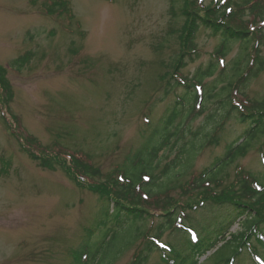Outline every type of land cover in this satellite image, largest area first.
Wrapping results in <instances>:
<instances>
[{
  "label": "rangeland",
  "instance_id": "rangeland-1",
  "mask_svg": "<svg viewBox=\"0 0 264 264\" xmlns=\"http://www.w3.org/2000/svg\"><path fill=\"white\" fill-rule=\"evenodd\" d=\"M217 1L221 0H202L204 5ZM182 5H176L174 15L170 0H0V264H74V254L88 239L95 249L105 236L109 240L120 230L100 224L97 194L78 185L61 165L48 168L34 160L13 135L14 127L21 137L31 136L42 146L83 151L87 157L79 159L101 171L96 179L164 139L167 131L163 136L154 128L183 94V87L166 90L186 31ZM195 42L197 51L185 57L180 71L189 79L216 60L212 55L221 36L202 28ZM241 43H231L230 53L219 61L225 64V74L242 53ZM260 53L264 59V44ZM21 57L23 63H16ZM243 93L245 100L264 101V69ZM187 108L181 110L184 118ZM217 108L219 102L207 104L189 125L190 132H198L196 141L214 125L210 114ZM188 129L174 150H165L160 170L193 138ZM244 132L243 125L227 121L181 181L223 158L228 146L242 142L238 138ZM58 157L71 160L61 153ZM240 171L264 175V136L228 167L224 177L230 182ZM173 195L179 197V187ZM204 218L201 210L191 214L195 222ZM160 221L151 217L142 225L153 233ZM241 229L235 224L231 232ZM174 240L170 231L162 237L170 245ZM144 241L145 235L138 237L114 264H131ZM160 258L154 251L149 264ZM252 263L248 255L241 258V264Z\"/></svg>",
  "mask_w": 264,
  "mask_h": 264
},
{
  "label": "trees",
  "instance_id": "trees-1",
  "mask_svg": "<svg viewBox=\"0 0 264 264\" xmlns=\"http://www.w3.org/2000/svg\"><path fill=\"white\" fill-rule=\"evenodd\" d=\"M187 1L170 0L174 15L176 5L183 3L181 15L186 20V31L182 47L174 57L175 75L166 84V90L183 87V94L178 96L170 114L154 128L156 134L167 131L166 135L163 133L164 139L150 143L145 151L136 152L124 165L102 179H96L101 176V171L92 166L89 168L79 159L87 157L83 151L63 147L55 150L51 146H39L38 150L39 143L35 138L29 136L24 140L13 132L23 149L42 166L61 165L78 185L97 194L103 216L100 224H111L120 229L109 240L105 236L103 244L95 249L88 239L83 249L74 254V264H114L125 249L144 235L146 241L135 252L131 264H149L150 255L156 250L161 253L156 264H203L201 258L211 251L206 258L210 264H241L245 255L253 259L254 264H264V260L262 263L255 260L256 256L264 259V175L240 171L230 182L224 177L228 167L248 151L255 140L264 136V101L245 100L246 95L242 94V89L264 69V59L260 57L264 44V0H221L209 5H204L202 0H189L188 6ZM191 2L193 7H190ZM202 28L220 35L221 44L212 55L216 60L198 68L189 79L180 71L186 65L185 57L197 51L195 41ZM235 42H242V53L225 74V64L219 61L225 59L231 43ZM23 61L21 57L16 63ZM214 77L204 85L206 79ZM214 101L219 102V109L210 114L214 123L210 129L214 128L203 132L198 142L195 140L198 132H190L189 125L206 111L207 104ZM185 105L188 113L184 118L181 110ZM180 116L182 122L176 124ZM231 120L245 127L244 134L238 138L242 142H233L223 158L182 182L199 151L211 144L217 133L219 137V132ZM186 129L193 138L184 142L175 160L160 170L165 150H174L186 136ZM59 153L71 156V160L61 159ZM179 181L181 183L176 184ZM177 187L179 197L173 195ZM200 210L206 212V218L195 222L191 214ZM151 217L161 220L153 233L150 229L144 230L142 225ZM235 224L241 225L242 229L232 233ZM194 228L196 236L191 237L188 231ZM167 231L175 235V244L168 243L169 251L159 246ZM120 238L124 243H120Z\"/></svg>",
  "mask_w": 264,
  "mask_h": 264
}]
</instances>
